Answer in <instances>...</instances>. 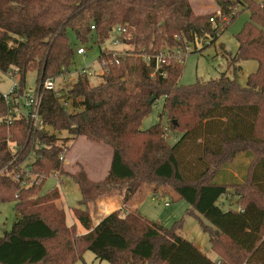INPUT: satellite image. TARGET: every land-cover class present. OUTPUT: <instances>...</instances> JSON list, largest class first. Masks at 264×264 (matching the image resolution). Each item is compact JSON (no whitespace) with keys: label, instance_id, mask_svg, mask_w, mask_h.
I'll return each mask as SVG.
<instances>
[{"label":"trees","instance_id":"1","mask_svg":"<svg viewBox=\"0 0 264 264\" xmlns=\"http://www.w3.org/2000/svg\"><path fill=\"white\" fill-rule=\"evenodd\" d=\"M213 1L220 14L210 21L212 15L196 13L190 0H0V73L17 74L24 89L25 75L35 71L44 124L69 135L59 139L47 128H33L24 117L10 123L0 119V202L12 201L20 215L0 236V264H73L85 250L109 264H264V1ZM240 5L249 19L235 35L233 60L257 62L245 85L226 74L178 83L182 60L163 63L165 75L152 79L150 67L133 54L213 40L218 27L224 29L243 9ZM116 25L125 29L117 38L134 52L118 56L101 48L97 83L86 76L65 82L73 59L67 30L80 43L94 34L101 44ZM46 78H57L59 96L42 88ZM160 96V115L169 129L160 121L141 128ZM61 98L70 100V109ZM7 112L0 98V117ZM167 130L179 134L172 144ZM78 136L109 145L111 159L99 180L89 178L76 161L71 176L81 208L73 214L86 232L73 235L64 210L54 203L55 192L38 196L45 176L66 172L60 156L68 151V140ZM31 153L26 167L40 181L22 186V164ZM241 153L247 162L238 178L240 171L232 164ZM157 182L190 205L187 213L208 233L215 259L179 234L181 219L165 227L129 206L142 198L144 185ZM228 192L233 204L223 209L218 199ZM113 194L121 206L92 224L95 200Z\"/></svg>","mask_w":264,"mask_h":264},{"label":"rangeland","instance_id":"2","mask_svg":"<svg viewBox=\"0 0 264 264\" xmlns=\"http://www.w3.org/2000/svg\"><path fill=\"white\" fill-rule=\"evenodd\" d=\"M255 1L261 2L264 0ZM190 2L192 3L191 5L195 12L210 13L213 16L219 15L217 13L218 7L213 0H190ZM239 7H241V5ZM248 19L249 12L246 8H243L228 26L222 30H220L222 28L221 26L218 27L217 36L213 40L209 37H204L203 39L197 40L194 44H191L192 42H190L189 46L191 47V50H188L182 59V71L178 78V83L190 84L195 81L215 79L221 74H226L230 78L235 77L240 84L245 85L248 74L256 70L257 62L253 59L233 60V57L236 54L238 46L235 35ZM67 34L73 47V59L69 66L68 74L72 76L75 74L76 69L83 67L92 73L88 76V80L91 84H95L100 80V72L102 68L98 56L101 48H125L130 49V51L131 49H134L132 45L122 43L114 46L112 40L109 38L105 39L103 43L98 44L94 34L89 36L86 42L80 43L75 39L74 32L71 29L67 30ZM80 45L83 46L84 53L77 54L75 49ZM237 66L239 69L234 73L233 69L237 68ZM18 78L19 77L12 79L10 75L0 73V92H6L12 85L13 80H18ZM35 79V71L27 72L24 78L25 89H34L36 84ZM162 103L163 96H160L153 102L150 112L141 120V128H148L160 121V123L164 125L165 131L166 129H169L166 116L164 114L160 115ZM70 108L71 106L69 103L68 109ZM46 128L59 139L69 136L65 130H54L51 127ZM178 136L179 134L177 132L167 130L166 138L169 144L174 143ZM67 145L69 152L66 151L62 157L65 158V160L68 159L67 161H63L62 164L63 170L66 172L61 174L54 172L49 176H45L40 192L49 193V191H54V189H56L59 198L58 201L54 203L64 210L66 225L71 229L73 235H77L86 232V230L80 226L73 214V209L81 208V204L77 182L71 176V173L77 169V166L75 165L76 160H74L76 157L73 159L71 157L75 154H82L86 167L89 170L90 177L92 179L101 178L104 174L105 168L107 169L109 166V153H111V148L105 143L93 142L83 136H78L72 141L68 140ZM9 146L13 149L12 142H9ZM33 158L34 155L31 153L28 159L22 164V166L25 165L23 167L26 169L24 170V178L20 180V185L22 186L39 184L40 180L36 179L35 175L26 173L28 171L26 164L32 161ZM244 158L245 157L242 153L238 154L232 164L234 169H239L240 171V174L238 173L237 175L238 178H241V174L245 167L244 164L247 162V159ZM221 173L222 172L216 175L215 180H221ZM153 185L146 184L142 187V198L140 197L141 199L136 200V202H138V211L147 219L157 221L165 227H169L174 222L181 219V227L178 229L179 234L191 241L200 250L204 251L208 257L215 259L216 254L209 246L208 233L203 230L201 222L197 217L187 213L190 205L185 200L178 199L168 185L157 182L154 185V189L157 190L155 193H153L151 187ZM104 195L95 200L94 206H96V211L95 213L93 212L90 214L92 224H95L101 215L107 211V207L104 208L101 203V200L107 198V196L103 197ZM111 196L115 195L113 194ZM35 197L36 195L31 196L32 199ZM44 197L45 196H42V198ZM233 199L234 198L230 195V192H228L227 195H221L219 197L218 203L223 209H226V207L233 204ZM13 206L14 203L12 201L0 202V236L3 235L4 232L9 231L13 222L20 217L19 213L14 210ZM88 206L89 208H93L91 203L88 204ZM101 207L103 208L101 209ZM199 218L204 224H208L202 216H199ZM74 223H76L77 226ZM81 228H83V230ZM73 264L109 263L106 260H99L96 258L90 250H85L82 253L81 258H78Z\"/></svg>","mask_w":264,"mask_h":264},{"label":"built area","instance_id":"3","mask_svg":"<svg viewBox=\"0 0 264 264\" xmlns=\"http://www.w3.org/2000/svg\"><path fill=\"white\" fill-rule=\"evenodd\" d=\"M218 14H220L219 9L217 11ZM214 16L212 15L209 20L213 21ZM91 29H93V26H90ZM124 27L120 25H116L113 28V35L109 37V39L112 40V44L114 46L125 44L117 38L116 35L121 34L124 32ZM190 43H182L178 46H164L162 47L158 52L154 54H148V53H141V54H135L139 55L141 57L142 61L150 67L149 70V77L154 79L159 73L160 75H165V72L161 70V66L163 63L167 64L170 61L174 62H180L184 54L191 50ZM127 45V44H126ZM108 51L112 52V54H116L118 56H123L127 54V52L130 51V49L125 48H107ZM75 52L77 54L84 53L83 46H77L75 49ZM130 53V52H129ZM101 65V64H100ZM102 68V66H101ZM102 73V70L100 74ZM68 74V73H67ZM91 71L82 68L76 69L74 75H65L62 79L65 82H72L73 80L77 78H82L83 76L91 75ZM12 79H15L19 77L17 74L10 76ZM57 78H46L42 83L43 89H50L54 90L55 94L59 96L61 93L57 90ZM0 98L4 100V103L8 106V112L4 114L0 119L5 123H10V121L14 118L18 117H24L33 128L36 129H43L47 126L44 124L43 118L40 114V104H41V93L35 89H21L19 84V78L18 80H13L12 85L9 87V89L6 92H0ZM62 105L65 108H68V105L70 103V100H64L62 99ZM63 156H60L62 161H66L65 158H62ZM26 173H29L28 171ZM35 177H37L36 174ZM37 179V178H36Z\"/></svg>","mask_w":264,"mask_h":264},{"label":"crops","instance_id":"4","mask_svg":"<svg viewBox=\"0 0 264 264\" xmlns=\"http://www.w3.org/2000/svg\"><path fill=\"white\" fill-rule=\"evenodd\" d=\"M214 2V1H213ZM215 3V2H214ZM192 4V3H191ZM216 5V4H215ZM192 6V5H191ZM217 6V5H216ZM218 7V6H217ZM193 9V8H192ZM195 11V10H194ZM196 13H198V12H196ZM70 151H71V149H70ZM69 152V151H68ZM76 157V158H75ZM72 159L73 158H75L74 160H76L77 162H80L83 166H84V168H85V170H86V172H87V174H88V176L90 177V174H89V170L87 169V167H86V163H85V161L83 160V156H82V154H75L73 157H71ZM110 159H111V153H109V164H110ZM68 159H66V161H67ZM69 160H71V159H69ZM109 167V166H108ZM107 170H108V168L106 169L105 168V171H104V174L102 175V177L101 178H96V179H92L91 177V179L92 180H99V179H102L104 176H105V174L107 173ZM57 177V176H56ZM57 178H59V177H57ZM53 191V190H52ZM54 191H55V194H56V199H55V202L56 201H58V198H59V195H58V193H57V191H56V189H54ZM46 193H48V192H46ZM46 193H41L38 197L39 198H42V196H46L45 194ZM101 203H102V206L104 207V208H106L107 207V211L104 213V214H102L101 216H103V215H105V214H107L108 212H110V211H112V210H114V209H117V208H119L120 206H121V202H120V200L116 197V196H109V197H107V198H105V199H103V200H101ZM106 205V206H105ZM131 208L132 207H136L137 209H138V202H136V200H133V202L129 205ZM103 207H101V209L103 208ZM100 209V210H101ZM75 225H76V223H74ZM77 226V225H76ZM81 226V225H80ZM82 227V226H81ZM82 230H83V228H81ZM81 229H79V230H81ZM210 246V245H209ZM216 257H217V255H216Z\"/></svg>","mask_w":264,"mask_h":264},{"label":"water","instance_id":"5","mask_svg":"<svg viewBox=\"0 0 264 264\" xmlns=\"http://www.w3.org/2000/svg\"><path fill=\"white\" fill-rule=\"evenodd\" d=\"M152 99H153V97H151V98H150L148 101H149V102H151V101H152ZM174 123H175V121H174Z\"/></svg>","mask_w":264,"mask_h":264}]
</instances>
